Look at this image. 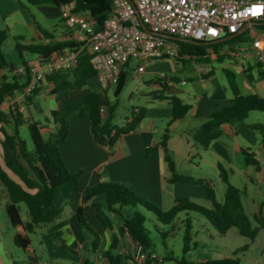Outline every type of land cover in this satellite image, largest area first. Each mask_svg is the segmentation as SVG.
<instances>
[{
  "label": "crops",
  "instance_id": "0c3cea01",
  "mask_svg": "<svg viewBox=\"0 0 264 264\" xmlns=\"http://www.w3.org/2000/svg\"><path fill=\"white\" fill-rule=\"evenodd\" d=\"M16 10L17 8L13 12ZM257 26L261 27L264 32V22L256 24L253 30ZM248 31L243 29L237 36L246 34ZM51 35L50 39H46L38 30L34 33V38L40 42L39 44H46L50 41H65L67 40V29L65 27V30L60 35L53 33ZM260 37L264 38V34L257 36V38ZM238 48H224L219 53L222 59H219L213 51L209 53L206 59L179 56L176 58V63L184 65L181 71L188 73L187 77L183 80L179 77H172L168 81L160 80L157 84L151 78L145 79L142 77L143 74L147 73L148 68L141 75H137L135 71L134 77L139 79L140 88L145 87L150 90H147V92L142 90L141 96L144 99V106H135L133 110L145 108L147 110L146 117L136 131L123 136L113 147L102 146L97 142L92 135L88 117L76 118L70 122L69 136L60 146V153L68 171L71 173L84 171V174L78 179L79 192L74 194L69 200L59 199L56 202L55 207H64V212L61 218L56 221L58 223H53L55 226H50L52 227L51 230L48 226L40 228L42 231L47 230L42 234H54V237L50 239L61 240V244L63 242L66 244L64 247L72 251V253L70 252L67 255V259L70 262L73 264H93L88 259V256L94 255L98 260L97 264H134L131 260L127 259L128 255L131 254L132 241L128 234H120L121 223L119 220L104 210L102 212L106 222V227H104L96 216L94 204L102 201L103 197L90 201L86 199V190L101 182L125 184L163 210H169L177 201L183 199H188L208 209L212 208V203L208 200L201 187L171 183L169 181L170 171L167 159L170 158L175 163L178 174L209 181L215 189L217 200L220 203L224 202L228 187L223 182L220 174L219 166H222L228 173L229 182L241 191V201L253 227L260 228L256 239L250 241L242 237L235 228L229 230L225 235H221L206 218L207 222L199 220L206 235H203L201 231H194L192 228V240L189 246L190 256L188 257L189 254L184 255L183 244L182 257L176 259H183L186 264H199L210 260L237 258L242 264H264V229L261 228L259 223V217L260 215L262 216L264 207V194L261 195L259 189L252 185V178L249 175L248 180L250 185L246 184L242 190L231 181L229 173L230 170L234 175L235 169L238 168L242 173L247 174L248 171L244 169V166L249 164L246 162L244 151L253 154L255 159L260 163L258 149L262 148V146L264 147V139L262 141L255 133L258 130H264V117L255 116L256 113L260 112H253L247 119L246 125L242 127H235L229 124L223 125L221 136L214 140L208 149H204L194 138L196 132L211 116L229 106L236 98L254 94L264 97V74L259 75V78L255 79L251 73L253 69L252 65L244 68L242 73L238 71L239 58L244 51L242 47L240 48V53L233 55L236 56L235 59H229L230 68L235 70V73H231V78L218 79L215 69L205 71V64H210L212 61L223 63L227 59L226 55H232L231 52L237 51ZM251 50L254 57H256L252 46ZM42 61V56L38 55L36 59L28 61L27 64L35 66ZM195 67H200L202 71L200 76ZM5 74L10 75V77L14 76L21 84L26 82V76L18 75L15 69L10 74L8 70L0 71V78ZM204 78H208V80L205 81ZM94 79H97V77ZM87 86L81 90L71 92L69 95L70 99L73 102H78L92 92L100 93L108 98V91L110 89L106 91L97 89L85 92ZM54 89L55 86L46 79L40 85L38 96L42 93L49 94L56 101L55 107L49 105L50 107L44 110L37 103L36 97L35 114H33L31 109L28 110L24 107L20 93L15 91L14 95L10 94L7 97L1 109L8 112L11 109L18 108L26 117L40 122L41 132L48 138L57 129L56 124L50 119L51 113L62 109L67 100L64 92L53 94L52 91ZM161 96L179 97L185 104L191 106L188 115L170 124L173 110L167 100L159 99ZM130 118L128 117V120ZM1 127L2 125L0 124V158L3 154L2 142L4 140ZM4 128L9 135L13 134V124L5 125ZM167 129L169 130L167 147H160L158 158H155L152 154H148V149L160 143ZM161 134L162 137L160 139L159 135ZM189 137H193L195 143L201 147V149L196 148L193 154L189 150L191 146L188 140ZM241 137L248 140V143L242 142ZM206 154L212 157V163L219 171L216 183L225 185V188L220 186V193L214 179L204 176L200 177L192 173L194 172L193 170L201 168L202 163L205 162ZM180 164L187 167L184 169ZM263 178L259 180V184L264 186ZM6 203V195L3 192V188L0 187V211L5 212ZM80 207L87 208L88 222L99 233L100 244L96 249H93L95 236L78 220L77 211ZM5 215L7 216L6 212ZM8 221L10 222V220ZM203 236H206L210 241L207 248L205 246L208 244L204 242ZM116 237L119 238V242L113 253L121 255L123 258L122 260L114 259L113 263H109L103 254L110 250ZM228 240L235 241L236 245L230 246ZM247 245L249 246L248 250L242 252L241 250ZM82 253L85 254L82 256ZM76 256H79V258H76ZM173 258L175 259V257ZM34 262H37V260ZM161 262L164 263L165 261ZM176 264L180 263L176 261Z\"/></svg>",
  "mask_w": 264,
  "mask_h": 264
},
{
  "label": "trees",
  "instance_id": "16d2710c",
  "mask_svg": "<svg viewBox=\"0 0 264 264\" xmlns=\"http://www.w3.org/2000/svg\"><path fill=\"white\" fill-rule=\"evenodd\" d=\"M34 6L52 5L56 8L75 3L76 12L91 16L101 27L113 9V0H21ZM38 30L46 39L52 37L51 33ZM8 39L7 31H0V71L8 70L10 74L14 66L10 65L3 52V46ZM244 41V34L224 42H203V45H195L185 41H176L180 46L179 56L206 59L211 51L217 54L219 59L220 51L224 48L233 49ZM79 48L71 41H50L46 44L17 45L19 55L23 58V52H32L42 56V60L49 59L53 54L66 49ZM168 59V58H163ZM129 62L121 72L119 81L116 85L114 95L118 97L129 77ZM27 70L26 82L21 84L14 76L3 75L0 78V124L1 133L4 137L2 142L3 154L0 158V187L6 195L7 203L5 212L10 218V224L15 230L14 243L22 249L29 257H35L31 235L37 229L46 227L59 220L64 212V207H55L59 199L69 200L74 194L79 192L78 179L83 171L71 173L66 168L60 153V146L69 136L70 122L76 118L88 117L91 125L93 137L102 146L113 147L118 141L134 131H136L146 117L147 110L141 108L132 111L131 122L118 126L114 123L115 110L117 104L111 105L109 98L100 93L92 92L87 97L78 102H73L69 95L73 91L81 90L88 85L89 81L97 77V72L91 64V56L82 51L77 59L75 67L64 72L54 73L47 77L55 89L53 94L64 92L67 100L62 109L51 113V120L56 124L57 129L46 138L40 128V122L26 117L18 108L6 112L1 109L7 97L15 91L21 92L30 81L31 75L29 65L24 62ZM40 92V86L28 97L23 99V105L28 110L36 107L35 99ZM159 99L167 100L172 107L173 116L170 124L185 118L191 106L185 104L177 96H161ZM105 106V114L101 113V108ZM253 112L264 113V97L259 95L240 96L233 102L211 116L206 123L196 132L194 138L204 149H208L210 144L218 139L222 134V126L229 124L235 127L246 125V121ZM13 124L14 132L9 135L4 126ZM27 127L32 148L27 144L20 134V129ZM169 140V130L164 133L161 141L155 147L148 149V154L158 158L160 147H167ZM247 164L258 166L259 162L254 155L244 151ZM171 183L195 185L201 187L208 200L212 203V208L200 206L188 199L179 200L169 210H163L155 203L140 196L130 187L122 183L101 182L96 186L86 190L88 201L98 197H103L102 201L94 204L96 216L100 223L106 227L103 218V211L111 213L121 223L119 232L121 235L128 234L132 243L136 247H142L148 259L146 264L157 263L160 261L152 260L151 256L156 254L155 246L150 237V231L146 227V216L135 211L132 215L125 213V208L143 207L146 211L153 213L164 225L174 223L179 214L185 213L186 219L183 221L185 227L184 235V255L189 254V246L192 240V218L191 213L205 217L216 231L225 235L231 229H237L240 235L250 241H254L260 228L253 227L250 219L246 215L242 201L241 191L232 185L228 179L226 170L219 166L220 174L224 183L227 184V192L223 203L218 202L215 189L212 184L205 179H197L177 173L175 163L167 159ZM24 204L28 210V220L22 217L21 205ZM79 222L95 236L93 249L100 244L99 233L88 222L87 208L80 207L77 211ZM259 223L264 229V218L260 215ZM44 240L54 237V234H42ZM119 238H114L110 250L104 252L103 256L109 263L114 259L122 260L121 255L114 254ZM249 246H245L241 251H247ZM127 259L136 264L134 251L131 249ZM175 260L180 264H186L183 259H174L173 256L162 257V261ZM26 264H39L31 261ZM86 264V263H84ZM199 264H242L237 258H227L221 260H210Z\"/></svg>",
  "mask_w": 264,
  "mask_h": 264
},
{
  "label": "built area",
  "instance_id": "2783aa9c",
  "mask_svg": "<svg viewBox=\"0 0 264 264\" xmlns=\"http://www.w3.org/2000/svg\"><path fill=\"white\" fill-rule=\"evenodd\" d=\"M60 11L67 41L79 48L63 50L29 66L31 78L19 92L22 99L48 76L75 67L82 51L91 56L101 90L106 91L117 85L129 62H139L136 73L141 75L151 60L176 58L180 46L167 37L211 42L243 29L253 30L264 22V0H113L112 12L101 27L91 16L77 13L75 3L62 6ZM252 49L258 61L264 62L263 37L253 41ZM231 54L236 55V51ZM16 73L26 76L27 70L22 67ZM105 111L103 106L101 113ZM132 249L136 264H146L148 257L142 247L132 243ZM151 259L162 261L155 254Z\"/></svg>",
  "mask_w": 264,
  "mask_h": 264
},
{
  "label": "rangeland",
  "instance_id": "374dc122",
  "mask_svg": "<svg viewBox=\"0 0 264 264\" xmlns=\"http://www.w3.org/2000/svg\"><path fill=\"white\" fill-rule=\"evenodd\" d=\"M22 3L24 5L21 4V0H0V31L8 32V39L3 46V52L5 54L7 62L10 65L14 66L15 71L19 68L24 67L25 61H32L33 59H36L38 57L37 54L25 51L23 52V58H21L19 55V51L17 50V45H31L40 43L37 39L34 38V33L38 31V27L55 35H60L62 31L65 30V24L61 18V11L59 8H56L52 5L34 6L29 5L25 2ZM15 8H17V10L13 12ZM259 34H264L261 27L257 26L255 27V30H249L246 34H244V41L239 44V48L236 51L237 55L241 52V47L244 50L239 58L238 71L242 73L244 68L252 65L253 69L251 73L255 79L259 78V75L264 74V62H259L258 59L254 57V54L251 50L252 43ZM235 57L236 56H233V54L229 56L226 55L227 59L223 63L212 61L210 64H205V71L215 69L218 79L221 78L224 80L225 78H231V73H233L235 70L230 68L229 59H235ZM138 65L139 62L136 60L131 62L128 80L118 97H115L114 95L116 86L110 87V91H108V98L111 105L117 104L114 123L118 126H123L126 122V119L132 116L133 107L144 106V99L141 96V92L142 90H145L146 92L147 90H150L145 87L141 89L139 86V79H136L134 77ZM182 66L184 65H178L176 63V58L151 60L147 65V73L143 74L142 77L145 79L151 78L157 84L158 82H160V80L168 81L172 77H179L183 80L187 77L188 73L181 71ZM195 69L200 76V73H202L200 67H195ZM224 69L228 70L225 71ZM204 80L207 81L208 78H204ZM97 89H101V87L99 85V81L97 79H94L89 82L87 88L85 89V92ZM36 101L44 110L48 109V107L50 106L55 107L56 104L54 98L46 93H42L37 96ZM31 111L33 112V114H35L34 107H31ZM255 116L264 117V113H256ZM255 134L263 141L264 130H258ZM21 135L22 138L27 141L28 146L32 148L27 127L21 128ZM159 137L161 139L162 134L159 135ZM188 140L190 141L191 145L189 147L190 153L193 154L194 151H196V148L201 149V147L195 143L193 137H189ZM241 140L244 143H248V140H245L244 137H241ZM258 154L260 157V163L257 167L253 165L244 166V169L248 171L247 174L242 173L238 168L235 169L234 175L230 170L229 173L231 181L242 190L244 189V186L246 184L250 185L248 180L249 175L252 178V185L255 188H258L261 195H263L264 186L259 184V180L264 177L263 146L262 148L258 149ZM205 156V162L202 163L201 168L193 170L194 172L192 173H194L195 175H199L200 177L204 176L210 179H214L215 185L220 193V186H223V188H225V185L222 183H216L219 171L217 167H215L212 163V157L209 154H206ZM181 167L185 169V167L187 166L181 165ZM21 209L22 217L24 221H27V207L22 204ZM135 211H139L146 216V227L150 231V237L154 243L156 255L160 258L165 256L181 258L185 235V227L183 221L186 219V214L181 213L178 215L174 223L170 225H164L157 219V217L153 213L146 211L143 207L125 208V213L127 215H132ZM191 218L193 230L201 231L203 235H206L204 228L201 227L202 223L200 224L199 221L202 220L203 222H207L205 217L196 213H191ZM8 220L9 218L5 215V212L0 211V264H26L35 260H37V262L40 264H73L69 261V259H67V255H69L70 252L72 253V251L64 247L66 245L64 244V242L63 244H61V240L43 239L42 233L47 230L42 231L40 229H37L36 232L31 235L33 249L35 250V257L32 258L27 256L22 249L15 245L13 239L15 230ZM55 223L57 224L58 222ZM54 224L48 225V228H50L51 230L52 227L50 226H55ZM211 228L212 230H214L213 227ZM203 240L208 244L207 246H205V248L209 247V239L205 236ZM228 243L230 244V246L236 245L235 241L233 240H228ZM84 254L85 253H82V256ZM189 256L190 254L188 255V257ZM76 258H79V256H76ZM88 259L93 264H97L98 262L97 258L94 255L88 256ZM162 264H176V261L168 260Z\"/></svg>",
  "mask_w": 264,
  "mask_h": 264
},
{
  "label": "water",
  "instance_id": "95a60500",
  "mask_svg": "<svg viewBox=\"0 0 264 264\" xmlns=\"http://www.w3.org/2000/svg\"><path fill=\"white\" fill-rule=\"evenodd\" d=\"M145 30H147V29L145 28ZM238 33L232 34V35H229V36H225V37H222V38H220L218 40H214V41H211V42L215 43V42H224V41H227V40H231V39L235 38L238 35ZM167 38L175 40V41H185V42L192 43V44H195V45H203L204 44L203 42H199V41H195V40H188V39L175 38V37H167ZM262 216L264 218V207H263V210H262ZM9 220H10V218H9Z\"/></svg>",
  "mask_w": 264,
  "mask_h": 264
}]
</instances>
